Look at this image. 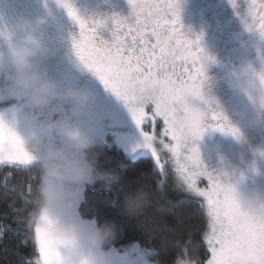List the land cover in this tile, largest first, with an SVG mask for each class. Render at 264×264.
<instances>
[{
  "label": "snow or ice",
  "instance_id": "6c2138e0",
  "mask_svg": "<svg viewBox=\"0 0 264 264\" xmlns=\"http://www.w3.org/2000/svg\"><path fill=\"white\" fill-rule=\"evenodd\" d=\"M67 15L79 26V38L73 39V51L84 68L93 73L104 88L122 100L131 113L142 141L132 151L144 149L155 159V167L164 175V165L155 147L156 121H163L159 144L172 154L175 173L183 189L194 197L202 198L206 208L207 230L203 237L210 252L206 264H251L252 255L260 242L254 232H238L239 206L235 198L234 173L209 168L201 159L197 141L205 129H214L240 138V130L215 104L205 99L202 92L206 79L203 49L199 38L189 39L180 23L179 0H129L132 13L129 17L113 15L112 39H97V30L106 25L105 20H85L72 0H62ZM236 7L235 0H232ZM249 31L264 38V2L248 5L244 20ZM11 39L10 36L7 37ZM250 82L258 80L264 88V70H249ZM203 101L204 107L191 102ZM259 103L264 106V90ZM151 106V115L146 107ZM151 122L153 132L143 130ZM165 137L169 143H165ZM38 155L30 150L28 137L20 131L9 102L0 101V166H12L31 171ZM200 177H206L207 189L198 186ZM166 182L164 178L158 185ZM107 192H113V188ZM76 211L99 221L98 212ZM117 197L109 203L115 205ZM41 217V220H45ZM50 222V221H49ZM128 238L118 252L119 264H136L134 254L138 248ZM35 251L38 259L28 264H61V253L55 241L47 238L40 223L34 226ZM116 250V248L114 247ZM151 251V250H149ZM177 264H193L178 260Z\"/></svg>",
  "mask_w": 264,
  "mask_h": 264
},
{
  "label": "rangeland",
  "instance_id": "374dc122",
  "mask_svg": "<svg viewBox=\"0 0 264 264\" xmlns=\"http://www.w3.org/2000/svg\"><path fill=\"white\" fill-rule=\"evenodd\" d=\"M255 2L258 5L264 0ZM235 3L236 7H233L232 0H179L183 31L189 39L199 38V46L205 56L206 79L202 87L203 96L205 99L213 100L241 133L237 139L231 134L209 126L197 144L201 159L209 168L223 167L230 175L234 173L233 180L240 190L264 193V140L261 136L264 106L259 103L260 91L264 88L259 85L258 80L255 82L249 80V70L256 72L264 70V38L257 32L249 31L244 23L248 5L252 0H235ZM73 4L83 19L106 21V25L98 29L99 31L103 29L104 34L97 30L98 41L112 39L113 24L109 17L113 15L129 17L132 13L129 0H73ZM77 4L84 8L90 7L91 13L84 12ZM241 4L242 10L239 9ZM103 7L105 10L114 8V11L106 13L108 11L101 10ZM45 10H50L53 18L46 38L59 50V56L50 61L49 66L54 75L83 85L93 93V104L85 118L92 125L95 135L115 144L129 159L151 157L144 149L132 151L142 141V137L125 103L105 89L99 79L76 58L72 45L73 39L79 38V26L67 15L66 10L59 9L51 4L50 0H6L4 4H0V16L5 17L9 23H13L16 16H35ZM191 102L204 107L203 101L199 99H192ZM145 110L151 115V106ZM163 127V121L158 118L154 129L157 136L155 147L164 165V175L163 177L161 175V179L164 178L166 182L161 186L165 195L171 198L191 197L201 206L202 198L194 197L183 189L175 173L172 154L159 144ZM143 130L152 133L151 122L143 125ZM20 131L23 133L22 129ZM165 143H169L167 137ZM153 160L155 166V159ZM198 186L207 189L209 186L207 178L200 177ZM86 192L87 189L84 193L85 199ZM202 208L206 215V208ZM206 225L203 234L207 230ZM133 244L138 248V253L134 254L136 264H158L153 258V249L138 243ZM114 247L119 252L122 247L127 246ZM35 259H38L37 252ZM179 260H190L193 264L207 262L206 260L202 263L188 258Z\"/></svg>",
  "mask_w": 264,
  "mask_h": 264
},
{
  "label": "clouds",
  "instance_id": "9594fccd",
  "mask_svg": "<svg viewBox=\"0 0 264 264\" xmlns=\"http://www.w3.org/2000/svg\"><path fill=\"white\" fill-rule=\"evenodd\" d=\"M50 2L64 8L62 0ZM52 19L50 10L16 16L13 23L0 16V101L9 102L30 150L39 157L34 165L39 183L31 218L59 246L61 264H119L113 245L119 230L115 221L101 222L76 211L87 187L111 190L121 174L102 166L107 141L95 135L85 118L93 93L54 75L49 66L59 56L58 48L46 38ZM235 198L239 234L254 232L260 240L251 264H264V193L243 191L235 184ZM148 203L143 188L128 191L122 212L135 217Z\"/></svg>",
  "mask_w": 264,
  "mask_h": 264
},
{
  "label": "trees",
  "instance_id": "16d2710c",
  "mask_svg": "<svg viewBox=\"0 0 264 264\" xmlns=\"http://www.w3.org/2000/svg\"><path fill=\"white\" fill-rule=\"evenodd\" d=\"M104 168L121 174L113 192L100 185L87 188L82 212H98L101 220H111L119 226L114 245L132 243L154 250L158 264H177L180 258L204 263L210 256L203 231L206 215L199 202L191 197L171 198L165 195L158 181L161 173L148 156L129 159L118 147L107 141L100 157ZM39 183L37 169L31 171L12 166H0V264H28L34 260L35 188ZM143 188L149 203L141 214L129 217L122 212L124 194ZM117 197L113 206L109 201ZM90 217V216H89Z\"/></svg>",
  "mask_w": 264,
  "mask_h": 264
},
{
  "label": "flooded vegetation",
  "instance_id": "af4514ba",
  "mask_svg": "<svg viewBox=\"0 0 264 264\" xmlns=\"http://www.w3.org/2000/svg\"><path fill=\"white\" fill-rule=\"evenodd\" d=\"M78 6H79V8L81 9V10H84V12H88V13H91V8L90 7H86V8H84L83 6H81V5H79V4H77ZM243 4H241V5H239V7H241V8H239L240 10H242L243 9ZM59 9H60V7H59ZM64 9V8H63ZM101 10H103L104 12H106V11H108V12H106V13H112L113 11H114V8L112 9V8H109V9H107V10H105V8L103 7ZM126 14H127V12H126ZM111 17H109L108 19L111 21V19H110ZM98 32L99 33H101V34H104V30L103 29H100V31L98 30ZM211 85V84H210ZM108 136H110L109 134H108Z\"/></svg>",
  "mask_w": 264,
  "mask_h": 264
},
{
  "label": "water",
  "instance_id": "95a60500",
  "mask_svg": "<svg viewBox=\"0 0 264 264\" xmlns=\"http://www.w3.org/2000/svg\"><path fill=\"white\" fill-rule=\"evenodd\" d=\"M261 136L264 140V113H263V119H262V124H261Z\"/></svg>",
  "mask_w": 264,
  "mask_h": 264
}]
</instances>
